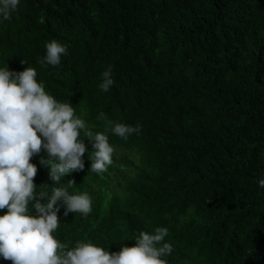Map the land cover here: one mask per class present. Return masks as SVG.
<instances>
[{
  "label": "trees",
  "instance_id": "1",
  "mask_svg": "<svg viewBox=\"0 0 264 264\" xmlns=\"http://www.w3.org/2000/svg\"><path fill=\"white\" fill-rule=\"evenodd\" d=\"M53 39L68 54L45 67ZM21 60L93 131L142 126L126 140L109 132L103 175L88 137L85 167L60 182L40 165L44 151L31 158L37 192L92 197L87 215L61 205L58 239L113 252L167 226L169 264H264V0H21L0 22V67L22 71ZM109 64L116 83L105 92Z\"/></svg>",
  "mask_w": 264,
  "mask_h": 264
},
{
  "label": "clouds",
  "instance_id": "2",
  "mask_svg": "<svg viewBox=\"0 0 264 264\" xmlns=\"http://www.w3.org/2000/svg\"><path fill=\"white\" fill-rule=\"evenodd\" d=\"M20 4L21 0H0V22L11 20ZM45 48L39 60L45 67L59 66L62 55L68 54V45L56 39L46 42ZM113 68L109 64L102 73V91L116 83ZM37 76V69L29 64L22 71L10 69L7 63L0 67V210L6 209L0 213V258L12 264H169L174 246L165 239L167 226L141 231L135 244H123L113 252L91 240L69 246L57 238L61 205L64 215H87L93 210L92 197L86 191L70 193L64 186L54 187L50 195L37 192L38 166L31 158L44 151L40 165L48 166L53 182H60L85 167L84 137H88L93 141L90 168L103 175L114 163L109 132L126 140L140 133L142 126L107 120L106 131H93L70 101L57 99ZM105 115L101 112L99 118ZM258 185L264 188V177Z\"/></svg>",
  "mask_w": 264,
  "mask_h": 264
}]
</instances>
